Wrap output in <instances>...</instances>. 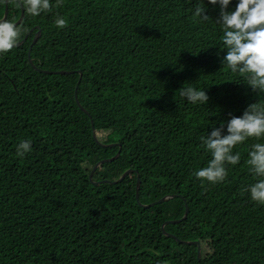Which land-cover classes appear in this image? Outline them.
<instances>
[{
    "label": "trees",
    "instance_id": "1",
    "mask_svg": "<svg viewBox=\"0 0 264 264\" xmlns=\"http://www.w3.org/2000/svg\"><path fill=\"white\" fill-rule=\"evenodd\" d=\"M55 5V0H51ZM200 0H63L51 12H25L18 25L21 45L0 54V264H264V205L243 189L256 182L246 161L249 138L233 149L240 162L228 166L221 183L201 182L193 173L211 154L200 137L232 115L264 100L238 73L222 65L219 5L203 0L211 18H193ZM238 0L228 10L234 11ZM6 0H0V19ZM22 8L8 0L7 19ZM57 13L67 20L56 27ZM85 113L75 99L76 85ZM188 83L205 89L206 105L191 104L178 90ZM104 163L94 180L90 172ZM31 151L16 156L21 141ZM198 240L197 245L182 243Z\"/></svg>",
    "mask_w": 264,
    "mask_h": 264
},
{
    "label": "clouds",
    "instance_id": "2",
    "mask_svg": "<svg viewBox=\"0 0 264 264\" xmlns=\"http://www.w3.org/2000/svg\"><path fill=\"white\" fill-rule=\"evenodd\" d=\"M220 7V17L216 21L221 27L220 40L226 50L222 65L232 73H238L245 84L257 94L264 93V0H238L234 11H229L232 0H208ZM63 0H17V6L22 7L27 14L39 16L42 12H51L53 7H60ZM193 18L200 21L211 19L206 14L203 0L194 8ZM56 27L64 28L67 20L58 13L54 21ZM21 29L9 19L0 20V54L8 53L18 43ZM180 97L191 104L206 105L209 96L205 89H198L186 83L178 90ZM225 125L214 128L210 134L200 137L202 146L211 154L206 167L196 170L193 175L212 184L224 182L228 177V166H235L241 160L239 152L233 154V149L249 138L264 137V100L251 103L241 116L232 115ZM31 151V141H21L16 146V156L24 157ZM250 173L256 182L244 188L250 193L251 200L264 205V143L251 146L246 161ZM164 264H167L165 261Z\"/></svg>",
    "mask_w": 264,
    "mask_h": 264
},
{
    "label": "water",
    "instance_id": "3",
    "mask_svg": "<svg viewBox=\"0 0 264 264\" xmlns=\"http://www.w3.org/2000/svg\"><path fill=\"white\" fill-rule=\"evenodd\" d=\"M22 8V7H21ZM8 16V0H6V10H5V14H4V17L2 19H5L7 18ZM24 16H25V10L22 8V13H21V16L20 18L14 23L16 24L17 26L23 21L24 19ZM0 19V20H2ZM35 28H38V31L36 32V35L34 37V40L29 48V51H28V54H29V62L30 64L36 69V70H39V71H43V72H46V73H57V74H66V73H73L75 72L74 70H47V69H41L39 68L38 66L35 65L34 61H33V58L31 57V51H32V47L33 45L37 42L40 34H41V27L39 25L33 27L29 32L28 34L25 36V38L22 40V41H18V43L16 44L17 45H21L22 43L25 42L27 36L35 29ZM80 73V79L76 85V89H75V99H76V102L78 104V106L87 114H90L89 111L82 105L80 99H79V96H78V89H79V84H80V81H81V78H82V71H78ZM92 128H93V136H94V139L102 146L104 147H113V146H117L119 145V150L118 152L112 156V157H109V158H105V159H101L99 161H97L95 163V165L93 166L91 172H90V180L92 183L98 185V184H101V183H111V184H116V183H119V182H122L127 176L131 175L132 173L134 172H137V184H136V199H137V202L144 206V207H150V206H153V205H156V204H159L161 202H164V201H167L171 198H175L177 196H181L183 197L182 195L180 194H167L165 195L164 197H162L161 199H158L156 201H153L151 203H148V204H145V203H142L140 201V187H141V175L139 174V172L135 169H128L126 170L119 178L117 179H102V180H99V181H96L94 180V173L95 171L101 167L104 163H107V162H111L113 160H115L116 158H118L121 154V143H103L99 140L98 136H97V130L95 128V123H94V120H92ZM185 203H186V211H185V214L182 218L180 219H177V220H166L163 222L161 228L163 230V232L168 235V236H171V237H174L175 239H177L178 241L182 242V243H185V244H189V245H197V256H198V260L201 261L202 259V254H203V251H202V246L200 244V242L198 240H183L181 238H179L177 235L171 233V232H168L166 231L165 229V226L169 223H177V222H180L184 219L187 218L188 216V213H189V204H188V201L185 200Z\"/></svg>",
    "mask_w": 264,
    "mask_h": 264
}]
</instances>
